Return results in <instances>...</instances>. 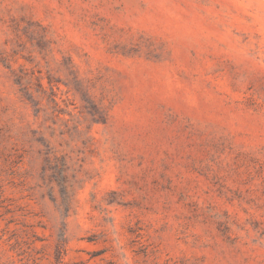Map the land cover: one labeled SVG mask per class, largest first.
I'll list each match as a JSON object with an SVG mask.
<instances>
[{
  "label": "rangeland",
  "instance_id": "obj_1",
  "mask_svg": "<svg viewBox=\"0 0 264 264\" xmlns=\"http://www.w3.org/2000/svg\"><path fill=\"white\" fill-rule=\"evenodd\" d=\"M0 264H264V0H0Z\"/></svg>",
  "mask_w": 264,
  "mask_h": 264
}]
</instances>
